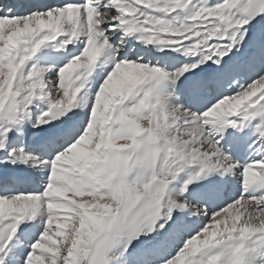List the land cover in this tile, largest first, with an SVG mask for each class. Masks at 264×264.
Returning <instances> with one entry per match:
<instances>
[{
    "label": "snow or ice",
    "instance_id": "6c2138e0",
    "mask_svg": "<svg viewBox=\"0 0 264 264\" xmlns=\"http://www.w3.org/2000/svg\"><path fill=\"white\" fill-rule=\"evenodd\" d=\"M0 264H264V0H0Z\"/></svg>",
    "mask_w": 264,
    "mask_h": 264
}]
</instances>
